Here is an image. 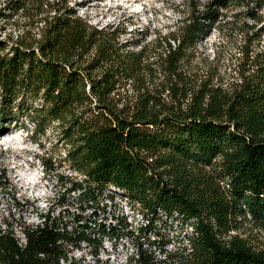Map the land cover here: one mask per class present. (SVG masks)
Listing matches in <instances>:
<instances>
[{
    "label": "trees",
    "instance_id": "trees-1",
    "mask_svg": "<svg viewBox=\"0 0 264 264\" xmlns=\"http://www.w3.org/2000/svg\"><path fill=\"white\" fill-rule=\"evenodd\" d=\"M6 1L5 16L25 7ZM34 1L51 13L38 37L0 38V133L24 116L37 141L56 122L80 201L112 186L191 223V252L172 255L180 264H264V0H184L179 20L146 41L63 0ZM212 32V58L196 61ZM224 47L235 54L220 74ZM5 223L0 264H61L64 241L90 239L46 215L22 245Z\"/></svg>",
    "mask_w": 264,
    "mask_h": 264
},
{
    "label": "rangeland",
    "instance_id": "rangeland-1",
    "mask_svg": "<svg viewBox=\"0 0 264 264\" xmlns=\"http://www.w3.org/2000/svg\"><path fill=\"white\" fill-rule=\"evenodd\" d=\"M44 1L53 2V0ZM63 1L74 8L77 15L87 18L92 24L120 22L127 31L123 38L135 36L144 41L153 39L156 35L163 36L166 29L179 20L184 8V0ZM6 2L0 0V38L11 36L16 40L15 35H22L23 39H28L32 38V34L37 38L44 23L41 16L51 14L45 10L46 6L40 11L34 0H25L24 9L17 13H7L5 16L2 13L7 12L3 9ZM47 10H49L48 5ZM140 30L143 34H140ZM214 40L216 33L212 32L198 47L201 54L196 61L200 62L204 56H208V60L212 58L216 47L213 44ZM222 50L220 74L225 69L230 70L229 67H225L229 63L227 58L235 54L234 48L224 47ZM18 122L6 133H0V141L3 135L12 136L11 142L0 143V180L3 182L2 185L0 184V223L33 224L42 222L43 217L49 212H56L65 206L68 210L75 208L80 201L71 199L70 190L73 189L69 181H81V179L74 170H71L68 162L65 161L64 149L56 142L57 123L50 125L44 135H37L39 139L34 141L32 126L28 120L20 116ZM37 156H51L54 169L49 171L44 168ZM59 176H63V179ZM88 185L84 183L83 187ZM19 214L32 216L20 218ZM35 214H39L38 218Z\"/></svg>",
    "mask_w": 264,
    "mask_h": 264
},
{
    "label": "built area",
    "instance_id": "built-area-1",
    "mask_svg": "<svg viewBox=\"0 0 264 264\" xmlns=\"http://www.w3.org/2000/svg\"><path fill=\"white\" fill-rule=\"evenodd\" d=\"M70 191L71 199L80 201V191ZM35 215L38 218L39 214ZM46 215L60 221L61 227L66 226L75 235L83 231L90 236L89 240L80 237L73 242L64 241L61 264H142L139 260L141 253L145 252L151 258L143 264H180L172 255L192 250L188 237L193 231L191 223H181L175 218L177 216L161 210H157L155 215L147 213L138 202L112 186H105L94 199L80 201L73 209L68 210L65 206ZM18 216L30 218L32 215ZM43 221L33 224L13 223L12 230L18 243L23 245L26 241L25 226L34 228L42 225ZM100 224L104 225V233L98 232L96 226ZM6 228V223L1 222L0 229L4 231Z\"/></svg>",
    "mask_w": 264,
    "mask_h": 264
},
{
    "label": "bare ground",
    "instance_id": "bare-ground-1",
    "mask_svg": "<svg viewBox=\"0 0 264 264\" xmlns=\"http://www.w3.org/2000/svg\"><path fill=\"white\" fill-rule=\"evenodd\" d=\"M12 140V136L9 135H3V139H1L0 143H6L7 141ZM11 142V141H10Z\"/></svg>",
    "mask_w": 264,
    "mask_h": 264
},
{
    "label": "water",
    "instance_id": "water-1",
    "mask_svg": "<svg viewBox=\"0 0 264 264\" xmlns=\"http://www.w3.org/2000/svg\"><path fill=\"white\" fill-rule=\"evenodd\" d=\"M4 133H6V132H4ZM3 134V133H2Z\"/></svg>",
    "mask_w": 264,
    "mask_h": 264
}]
</instances>
